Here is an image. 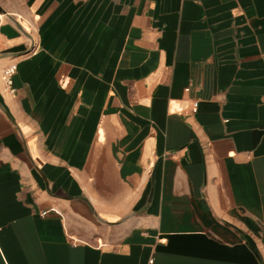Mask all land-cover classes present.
<instances>
[{"label":"crops","instance_id":"obj_1","mask_svg":"<svg viewBox=\"0 0 264 264\" xmlns=\"http://www.w3.org/2000/svg\"><path fill=\"white\" fill-rule=\"evenodd\" d=\"M0 264H264V0H0Z\"/></svg>","mask_w":264,"mask_h":264},{"label":"built area","instance_id":"obj_2","mask_svg":"<svg viewBox=\"0 0 264 264\" xmlns=\"http://www.w3.org/2000/svg\"><path fill=\"white\" fill-rule=\"evenodd\" d=\"M18 65L17 64H11L3 69V78L8 88V93L12 96L16 95V89L14 87V78L17 74ZM197 107V104L194 105ZM43 215H46V213H43Z\"/></svg>","mask_w":264,"mask_h":264}]
</instances>
